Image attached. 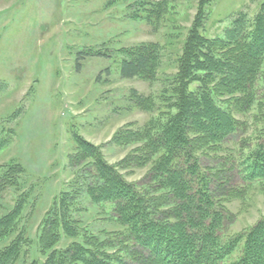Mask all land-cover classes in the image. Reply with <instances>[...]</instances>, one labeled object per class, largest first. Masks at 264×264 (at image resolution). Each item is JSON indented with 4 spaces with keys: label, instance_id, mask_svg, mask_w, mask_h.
Wrapping results in <instances>:
<instances>
[{
    "label": "trees",
    "instance_id": "16d2710c",
    "mask_svg": "<svg viewBox=\"0 0 264 264\" xmlns=\"http://www.w3.org/2000/svg\"><path fill=\"white\" fill-rule=\"evenodd\" d=\"M211 1H199L174 84L167 90L170 96L162 99L165 108L152 97L131 93L134 107L158 110L160 116L139 128L126 125L114 135L112 144L136 146L125 158L110 164L102 147L75 136L70 166H84L89 175L55 200L38 238V252L46 260L34 258L31 264H264V218L247 234L226 240L222 232L230 220L225 205L243 196L240 185L264 180V130L250 142L244 138L247 124L237 118L255 107L260 113L264 109V5L252 20L240 13L224 37L211 39L201 32ZM139 7L143 19L157 27L168 4L142 2ZM118 54L123 79L156 81L162 64L159 45ZM89 56L110 57L106 52L78 54L79 60ZM9 142L0 139V152ZM232 143L239 145L236 153L229 150ZM228 151L232 154L223 156ZM146 167L137 182L122 173ZM2 168L0 195L18 189L24 174L21 164ZM83 190L93 204L113 207L120 232L95 235L81 227L71 208ZM26 203L21 195L0 218V264H18L32 244L20 228ZM66 240L71 242L61 247Z\"/></svg>",
    "mask_w": 264,
    "mask_h": 264
},
{
    "label": "rangeland",
    "instance_id": "374dc122",
    "mask_svg": "<svg viewBox=\"0 0 264 264\" xmlns=\"http://www.w3.org/2000/svg\"><path fill=\"white\" fill-rule=\"evenodd\" d=\"M163 1L168 8L160 24H148L139 5ZM199 1L0 0V139L10 140L0 152V176L2 167L10 164L24 168L19 190L10 188L0 195V218L25 195L20 228L32 240L18 264H31L34 258L46 260L38 252L45 216L55 200L78 188V180L86 181L89 175L84 166H70L76 153L75 136L102 147L106 160L116 164L136 146L112 144L114 135L126 125L135 129L159 118L158 110L144 112L134 107L131 93L152 97L157 107L165 108L162 99L170 96L167 90L174 84ZM262 5L264 0H213L204 10L201 32L211 39L224 37L240 13L252 20ZM143 44L160 46L162 64L156 81L123 79L118 52ZM83 51L106 52L110 57L79 60ZM263 114L264 109L260 113L255 107L247 115L237 116L247 124L244 138L254 139L264 130ZM233 144L229 150L236 153L239 145ZM228 154L232 151L223 156ZM147 171L148 167L122 173L130 182H137ZM240 186L243 196L225 205L230 216L222 230L226 240L247 234L264 218V180ZM81 193L71 209L82 228L95 235L122 230L111 205H95L84 190ZM239 255L234 254L232 260Z\"/></svg>",
    "mask_w": 264,
    "mask_h": 264
}]
</instances>
